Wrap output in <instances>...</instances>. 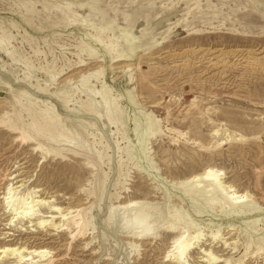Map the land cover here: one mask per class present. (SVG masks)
<instances>
[{
  "label": "rangeland",
  "instance_id": "374dc122",
  "mask_svg": "<svg viewBox=\"0 0 264 264\" xmlns=\"http://www.w3.org/2000/svg\"><path fill=\"white\" fill-rule=\"evenodd\" d=\"M101 97L115 108L113 122ZM46 108L69 139L41 138L43 149L16 141L8 125L25 126ZM4 113L0 248H45L59 264H264L256 251L264 240V0H0V120ZM206 167L253 197V217L231 219L183 192L191 186L179 182ZM11 183L62 210L87 208L85 236L71 242L67 230L10 223L1 197ZM129 201L143 202L124 207ZM186 220L204 236L184 263L169 255ZM141 227L146 236L134 237ZM218 228L227 246L210 238ZM208 248L220 260H208Z\"/></svg>",
  "mask_w": 264,
  "mask_h": 264
},
{
  "label": "bare ground",
  "instance_id": "6f19581e",
  "mask_svg": "<svg viewBox=\"0 0 264 264\" xmlns=\"http://www.w3.org/2000/svg\"><path fill=\"white\" fill-rule=\"evenodd\" d=\"M96 71L88 73L86 75H80L81 80L85 82V80H88L90 77H93V76L96 77L97 75H99L98 72H101V71H98V72ZM6 87L10 94L14 96L20 94V90L15 89L9 85ZM103 99H104V104L106 106L107 119L113 122L115 120V110H114L115 108L113 109L110 106V104L112 103H110L106 97H103ZM15 104L18 107L22 106V102L18 97H15ZM91 105L94 107L92 103ZM92 108L89 107L88 110L90 113L92 112L93 114L95 110L94 109L92 110ZM116 108H117V105H116ZM53 111L51 109L46 108L44 111L42 110V113L39 112L40 114L36 116L33 113L32 114L28 113L30 116V121L26 122V124H24L25 126H18L17 124L15 125L12 121H11L12 123H10V120L5 118L8 114L4 113V116L0 120V123L1 124L10 123L8 125L9 128L15 133H17L15 135L16 141L17 140L26 141V142L33 141L32 143L35 149H43L44 142L43 144L41 143V140H40L41 138L46 137L48 140L54 141L56 143H63L64 141L69 139L67 130L63 128L59 123L58 118L60 117L56 116V114ZM117 114L120 115L121 113H117ZM114 124L116 125V122H114ZM152 124L153 122H151V125ZM215 131H219V130H215ZM56 149L57 148H54L53 146H48V148H46V151H49V153L51 152L54 153L56 152ZM223 175L224 173L221 170H218L212 167H206L201 172L195 173L189 176L188 178L180 181L179 184L181 186H188V187L191 186L188 189L185 188L183 192H186V194L198 193L197 195L199 197H202L201 199H203L206 202V204L209 205L210 208L212 209L215 208L217 210H223V213H225L228 216H231V219H235L238 217L239 218L253 217L255 215L254 212L258 209V207L253 202V197L247 192L240 193L239 191H237L233 187V185L229 184L225 180V177ZM22 186H23L22 183L16 186H14V183L9 184V186L6 188V191L1 197L4 200L7 211L10 212V214L12 215V217L10 218V223L14 222L15 220H18L20 223L25 222V224H29V226L37 225L38 228H41V229L46 228L47 230H59V229L67 230L68 234L70 235L71 242L73 240H76L77 236L81 238L85 236L87 232V228L89 226L87 208H80L74 211L69 210V209L68 211L62 210V208H60L59 206H56L53 203L52 199H49L47 197H42L39 194V191L36 190L35 188H30V189L25 190V192L19 193L20 191L18 190ZM261 201H264V195L261 197ZM142 202L143 201H129L123 206L126 208L127 207L130 208L136 204H139V203L141 204ZM53 213H56L59 215V217L61 218L59 222H56L55 220L56 216L53 215ZM149 213L147 212V209L146 210L144 209V207L143 208L141 207V209L138 212V214H140L141 216L150 217L151 215ZM157 214L159 215V212ZM178 214L179 213L173 211V213L170 214V218L175 219L176 221L181 220L182 217L180 218V215ZM137 220H136V223H137ZM134 225L137 226L136 224H133V226ZM194 225L192 222L186 220L185 226L182 232H176V227L178 225L176 227L173 224L171 225L169 224V226H167V228L170 231L176 232V234L173 237L169 256L173 257L178 262L185 263V260L187 258V254L189 253V251L193 249L201 241L202 237L204 236L202 230L198 227H195ZM141 229L142 227L140 228V230ZM154 229L155 228H153V230ZM133 230L135 231L136 229H133ZM141 231L139 233H137L138 231L137 232L135 231L133 236L137 238L144 237L145 235L144 231H142L143 233ZM130 233H132V231ZM209 236L212 240L220 239L223 245L225 246L228 245L226 239L220 235L219 228L214 231H211ZM262 241L263 243H261L259 246H256L257 247L256 251L264 255V240ZM90 243H91V240H89L88 242L87 241L84 242L85 247H88ZM202 253L208 260L212 261V263L220 260L219 257L215 255L210 248L202 249ZM7 257L14 259L13 261H10L8 264H59V262L56 263L57 257L55 256V254H53L51 250H48L45 248L28 249L26 246H3L0 248V264H7L4 261V258H7Z\"/></svg>",
  "mask_w": 264,
  "mask_h": 264
}]
</instances>
